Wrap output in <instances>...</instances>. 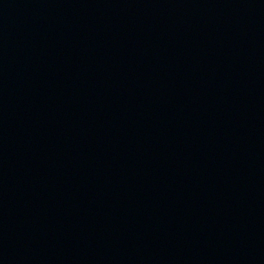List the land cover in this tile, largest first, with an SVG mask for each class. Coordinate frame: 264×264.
<instances>
[{
	"label": "water",
	"instance_id": "1",
	"mask_svg": "<svg viewBox=\"0 0 264 264\" xmlns=\"http://www.w3.org/2000/svg\"><path fill=\"white\" fill-rule=\"evenodd\" d=\"M264 78V0H0V264H163Z\"/></svg>",
	"mask_w": 264,
	"mask_h": 264
}]
</instances>
